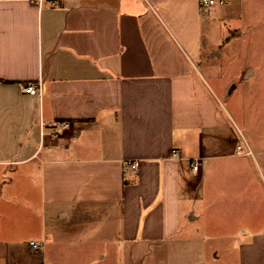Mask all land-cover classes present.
<instances>
[{
	"label": "crops",
	"instance_id": "0c3cea01",
	"mask_svg": "<svg viewBox=\"0 0 264 264\" xmlns=\"http://www.w3.org/2000/svg\"><path fill=\"white\" fill-rule=\"evenodd\" d=\"M206 8L0 0V166L22 183L21 201L0 197V264H207L222 238L239 264H264L262 224L238 242L203 211L207 161L248 154L197 65ZM38 81L41 93L24 91ZM63 120L68 130L42 134ZM30 238L41 248H24Z\"/></svg>",
	"mask_w": 264,
	"mask_h": 264
},
{
	"label": "rangeland",
	"instance_id": "374dc122",
	"mask_svg": "<svg viewBox=\"0 0 264 264\" xmlns=\"http://www.w3.org/2000/svg\"><path fill=\"white\" fill-rule=\"evenodd\" d=\"M210 10L204 9L209 19L205 21L206 55L197 65L230 117L234 137L248 154L207 161L203 187L208 200L203 211L207 223L236 228L233 234L240 242L252 234L250 224L264 226V0H226ZM14 167L0 166V197L8 192L21 201L22 183L10 184ZM9 207L0 198L3 214ZM212 208L222 215H209ZM3 221L2 217L0 223ZM27 233L31 236L26 231L23 236ZM30 240L21 245L32 251ZM211 243L207 264H239V249L230 247L227 238ZM10 258L12 261V250Z\"/></svg>",
	"mask_w": 264,
	"mask_h": 264
},
{
	"label": "built area",
	"instance_id": "2783aa9c",
	"mask_svg": "<svg viewBox=\"0 0 264 264\" xmlns=\"http://www.w3.org/2000/svg\"><path fill=\"white\" fill-rule=\"evenodd\" d=\"M29 2L33 3L37 7L41 8L44 7L45 5H49L52 7H57L60 6L65 0H28ZM201 5L210 8L216 4H224L226 3V0H200ZM24 91L32 93V94H37L41 93V82H29L24 85ZM71 126L70 121L63 120V121H58L56 122L50 130L43 129L42 134L50 133L54 136H57L59 133L64 132L68 130ZM177 151H173V156L176 157ZM139 160L134 159L130 160L127 162V164L124 166V171H128L132 169L133 171L137 172L139 170ZM200 169V161L198 158H195L193 163H192V172L194 174H198ZM32 246L34 249H40L41 245L37 241H31Z\"/></svg>",
	"mask_w": 264,
	"mask_h": 264
},
{
	"label": "trees",
	"instance_id": "16d2710c",
	"mask_svg": "<svg viewBox=\"0 0 264 264\" xmlns=\"http://www.w3.org/2000/svg\"><path fill=\"white\" fill-rule=\"evenodd\" d=\"M39 264H43V263L41 262V263H39Z\"/></svg>",
	"mask_w": 264,
	"mask_h": 264
}]
</instances>
